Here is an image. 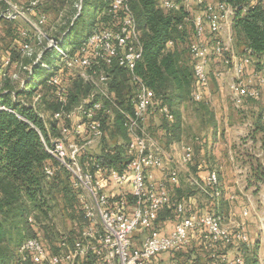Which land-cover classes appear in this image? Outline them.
Masks as SVG:
<instances>
[{"label":"built area","instance_id":"1","mask_svg":"<svg viewBox=\"0 0 264 264\" xmlns=\"http://www.w3.org/2000/svg\"><path fill=\"white\" fill-rule=\"evenodd\" d=\"M44 1L31 0L27 4H21L7 0L9 7L2 16L9 21L27 18ZM160 4L169 10L183 6L189 13L186 19L193 26L190 43L194 70L192 97L196 101H205L212 60L222 58L223 61L227 46L234 40L232 27L237 7L229 0H160ZM81 8L82 5H78V9ZM121 12L123 15H120ZM109 14L116 20V25L100 27L96 23V27L77 47L66 46L63 39L58 40L50 34L47 36L46 14L38 15L33 23V30L21 31L24 39L21 45L22 56L34 60L33 64H21L23 72L28 73L26 77L17 73H13L12 77L19 79L20 88L25 89L37 81L32 70L34 64L41 63L51 69L52 72L47 73L43 80L53 87L63 107L53 113L54 119L61 121L59 134H53L48 129L50 140L43 137V142L47 151L71 174L73 187L79 192V201L88 221L81 237L72 245L64 243L66 249L60 253H53L37 237L28 238L19 248L23 259H30L32 264H84L89 255H94L97 264H203L197 260L184 262L176 257L168 260L159 257L163 253L185 250L191 243L193 231L197 229L202 231V239L208 247L218 243L227 246L248 243L247 233L242 228L231 230L224 225L221 214L187 213L183 202L173 204L170 187L176 186L180 181L176 168L168 172V183L153 178L155 169L165 168L164 157L143 127L152 116L164 115L172 119L173 114L168 106L161 103L154 90L135 73L138 62L143 58L144 45L128 0H112ZM226 30L230 35L225 39ZM34 38H46L48 48L36 54L33 48ZM172 44V41L168 42L169 47ZM45 50H50L56 58L55 63L47 64L43 61ZM231 57L235 73L231 94L236 106L241 107L246 99L261 97L264 75L245 80L247 66L251 64L253 57L250 50L246 49V53L233 54ZM225 61L228 62V59ZM9 63L8 59L6 64ZM115 66L130 71L137 84L131 98L133 110L119 108L124 115V125L129 135L125 146L129 159L123 170L95 162L93 157L84 159L87 145L102 133V123L98 117L100 112L114 116L106 101L116 104V92L111 88L115 76L112 68ZM65 68L77 70H64ZM69 71L92 85L88 96L71 110L65 109L69 86L62 78V74ZM0 72L4 74L2 70ZM34 95L31 105L49 128L50 123L39 107L41 94ZM79 137L86 142L79 143ZM182 148L183 161L191 162L193 147L183 145ZM46 171L51 176L55 168L47 166ZM207 185L214 189V196L222 195L217 171L210 172ZM113 187L119 189L118 194L109 193V188ZM165 207L177 211V221L170 230L163 229L159 221L160 212ZM30 220H33L32 217ZM134 235L141 236L139 245L134 242ZM244 263V256L239 255L215 258L209 264Z\"/></svg>","mask_w":264,"mask_h":264},{"label":"trees","instance_id":"2","mask_svg":"<svg viewBox=\"0 0 264 264\" xmlns=\"http://www.w3.org/2000/svg\"><path fill=\"white\" fill-rule=\"evenodd\" d=\"M60 1L62 6L65 4L64 2H68V10L62 11L68 16L67 22L63 25L57 24L54 30H51L50 35L58 40L63 39L65 44L71 43L72 36L78 37L75 43H80V38L83 36L81 34L85 32V28L80 27L88 12L92 15L89 20H85L83 23L85 27L88 26L87 32H91L96 27V23H99L100 27L116 25V20H113L109 14L112 0H101L95 5L93 0H83L80 11L73 6L74 0ZM229 1L237 7L233 21L235 42H238L239 35H243L246 44L243 53H246V49H248L253 56L264 54V6L261 0ZM128 2L134 12L144 45L143 58L138 62L135 73L154 90L161 103L168 106L173 114L172 119L163 115L160 126L163 130V138L166 143L170 144L174 141V137L176 140L181 139L183 129L181 105L185 101L194 99L192 97L194 70L190 47L191 57H187L180 46L190 38L187 30L189 21L186 19L189 13L183 6L176 10L165 9L161 7L160 0H128ZM54 3L56 1L53 0ZM91 6H94L95 10H90ZM8 7L7 0H0V24L5 20L2 13ZM59 8L61 7H56L58 14L61 12ZM98 14L100 15L99 19L95 21ZM120 15H123V12ZM10 22L14 23L15 21ZM11 26L12 32L16 34L14 37L19 40L21 37L23 42L24 39L21 35L23 28L14 26V24ZM169 41L173 42L170 47L168 46ZM12 50V59L15 58L17 61V58L22 56L21 48L18 49L15 46ZM22 57L28 58V61L23 64H33V58ZM42 59L45 63L52 64L54 57L45 50ZM17 63L19 64V62ZM12 64L13 62H10L7 67H4L2 70L4 74L0 72V75L4 76L7 73L11 78L12 75L7 70ZM32 70L37 81L31 83L28 88L13 89L11 86L0 88V264H32L30 259L25 260L22 257L19 260L16 257L17 250L19 251L21 245L30 237L41 239L53 253H60L66 249L64 243L72 245L81 237L83 228L88 222L79 201V192L73 187L71 174L47 151L43 142V137L50 140L48 129L53 134H59L54 131L61 121L52 122L47 128L36 108L31 103L28 104L21 100L22 97L38 93V87L44 81L41 80L42 77L52 72L41 63L34 64ZM112 70H114L115 76L111 88L116 91V104L111 101H106V103L108 108H113L116 111V114L112 117L107 112H100L98 117L101 120L102 129L109 124L117 127L127 143L128 130L124 125V115L119 108L133 110L131 98L137 89V84L133 80L132 73L127 69L115 66ZM43 84L47 85L54 97L58 98L52 86L46 82ZM91 88V84L86 83L81 77L75 76L73 86H69L65 109H73L77 100L81 96L87 95ZM43 102L44 98L41 95L40 109ZM56 102L57 106L53 110H61L62 102L60 100H56ZM196 102H200L203 109L209 111L206 101ZM66 123H69L68 120ZM259 130L263 131L260 136L263 159L255 160L252 165V180L248 181V186H256L259 181H264V126L260 125V128L257 126L256 129H251L250 134L254 138L253 133H257ZM125 149V144L116 146L115 149L103 147L100 154L91 157L95 162L123 170L129 159ZM86 157L89 156L85 155L84 159ZM47 166L55 168L53 175H48ZM219 180L223 195L220 176ZM207 189L210 192L214 190L210 186ZM180 193L179 190H176V199L174 195L171 196L173 204L181 202ZM54 206L61 207L62 212L71 223L69 233L64 234L58 232L59 230L56 231L55 222L48 219L51 211L55 208ZM166 211L177 216V211L165 207L161 210L159 218H162L161 215ZM31 217L33 220H30ZM205 246L207 247L203 241L201 247ZM185 250L187 251V248ZM185 250L176 253L183 252L187 255ZM243 256L244 264H261L255 249L250 254ZM176 258L179 259L177 256ZM95 260L94 255H89L84 264H97Z\"/></svg>","mask_w":264,"mask_h":264},{"label":"crops","instance_id":"3","mask_svg":"<svg viewBox=\"0 0 264 264\" xmlns=\"http://www.w3.org/2000/svg\"><path fill=\"white\" fill-rule=\"evenodd\" d=\"M13 1L27 4L31 0ZM54 1H56L54 4L53 0L45 1L44 4L37 8L35 13L29 15L27 18H22L25 24L30 27L29 29L32 30L34 28L33 23L36 21L39 14H46L47 24L45 27H50V25L55 22L50 18V13L53 11L56 12V7H61L59 8L61 12L57 14L59 16L58 20L57 18L55 20L59 25H63L67 22L68 16L62 11L68 10V2H64L65 4L62 6L60 0ZM93 1L95 5L101 0ZM80 4L83 5V0H74L73 6L78 8ZM89 9L95 10V7L91 6ZM99 16L98 14L95 21L99 19ZM50 19L52 21H50ZM13 24L21 29H27L20 24V22L15 21ZM89 33L90 32H88L84 38H80V43H75L78 37L72 36L69 45L72 47L79 46ZM15 35L16 34L13 33L10 45L0 50V70L8 66V64H6L8 59L10 62H13L12 65L18 64V60L16 61L15 58L12 59L11 51H13L12 49L15 46H17L18 49L21 48L22 38L20 37L19 40V38L14 37ZM229 35L230 32L226 30L224 38L226 39ZM216 59L223 64L222 58ZM260 63H264V54L252 57V62L247 66L246 74L244 75L245 80H249L254 76L257 78L258 75H264V66ZM19 65H21V63ZM213 71L211 64L209 68L210 80L213 78ZM74 77L71 71L62 74V78L66 85L71 83L70 86H73ZM215 77L220 83V89L223 90L221 80H219L220 78H218V76ZM233 77L235 78V76ZM262 87L263 99L259 101L258 99L260 98L256 99L257 101H253V99L250 98L246 99L243 106L238 107L240 114H238V112H236V114H227V116H222L218 119L214 115L212 116L208 113L206 109H203L202 106H198L197 109H199V112L196 118L201 120L206 127L208 126L207 128L210 129V131H202L198 134L187 132V134H185V130L182 129L181 139L176 140V170H178L180 181L179 184L171 186L170 189L176 187V190L181 192L180 201L184 203L186 212L221 214L224 217V225L231 230L242 228L249 236L248 243L232 246L218 243L212 247L205 246L203 249L201 247V243H203V239H201L202 231L199 229L194 230L191 243L189 247H187V251L185 250L187 255L183 257L184 262L197 259L206 261L211 258L209 261L210 263L215 258L235 257L244 254L248 255L255 249L258 252L260 263L264 264V181H259L256 186H248V181L252 180V165L255 163V160L263 159V153L260 148V136L263 131L259 130L257 133H253L255 136L254 138L252 134H250L251 129H256L257 126L260 128V125L264 126V85ZM205 94H211L210 84ZM189 102H191V100L185 101L180 107L182 112V128L186 127L182 108H185ZM206 102L209 106V101ZM223 103L225 104V102ZM221 121L224 124L222 129L219 128V125L217 126ZM146 123L147 127L154 123L160 124L162 123V115L153 116ZM161 131L163 132L162 129ZM240 139L242 140L239 141ZM183 145H190L194 149L193 160L189 163L183 161ZM101 150L102 148L100 149V153ZM172 161L170 165L171 168L166 170L165 166V168L162 169L167 173L166 176L168 172L174 168L173 163L175 162L174 160ZM214 170L219 173L222 182L223 195L221 197L214 196L213 193L207 189V177L210 172ZM154 172L155 180L169 182L168 179L165 178L166 176H163L164 172L158 170ZM111 192L118 194L119 189L116 187L109 188V193Z\"/></svg>","mask_w":264,"mask_h":264},{"label":"rangeland","instance_id":"4","mask_svg":"<svg viewBox=\"0 0 264 264\" xmlns=\"http://www.w3.org/2000/svg\"><path fill=\"white\" fill-rule=\"evenodd\" d=\"M47 1V0H45ZM263 6H264V0H261ZM80 11V10H79ZM58 12L53 11L52 13H50V18L52 20H54L55 22H53L50 27H45L46 28V34L48 36V34H51V30H54V27L56 24H58V22L55 20L57 18L58 20ZM60 14V13H59ZM192 14V12H191ZM190 14V16H191ZM91 13L88 12L84 18V21L82 20V24L80 28H85V32L83 33V38L86 36V34L88 33V26L85 27V25L83 24L85 22V20H89V18L91 17ZM50 19V21H52ZM17 22H20V24H22L25 28H27L28 30L31 31V29H29L30 27L25 24V21H23V19H18ZM13 23L10 22L9 20H3L0 24V50H3V48H6L10 45V42L12 41V37H13V28L12 25ZM48 26V25H47ZM52 26V27H51ZM33 30V29H32ZM187 30L190 34V38H188L189 40H187L186 43H181L180 46L182 47L183 51L185 52V56L189 57L190 53H189V47H190V43L192 41V35H193V26L191 22H188L187 24ZM33 32V31H32ZM53 33V31H52ZM233 36L234 33L232 32ZM82 35V34H81ZM235 40V38H234ZM232 41L231 43H229V45L227 46V50L224 52V59H223V64H221V62H219L218 59H213L212 60V67H213V72L212 73V80H210L209 84H210V90H211V94L206 95V101H209V111L208 113H210L212 116L214 115L216 118H221L222 116H227V114H236V112L239 113L238 107L236 106V104L234 103L233 99L231 100V83L234 80L235 73L233 70V66L231 61L232 59V55L233 54H243V50L245 48V39L243 35H239L238 37V42ZM47 39L46 38H41V39H37L34 38V42H33V48L36 54L40 53L42 50H44L47 47ZM66 46H69V44H65ZM50 51V50H49ZM234 51V52H233ZM191 57V56H190ZM28 58L19 56L17 58L19 64H23L24 62L28 61ZM228 59V62H226L225 60ZM34 60V58L32 59V61ZM56 58H54L53 62L55 63ZM12 65L9 67V69L7 70V72L9 74H13V73H17L19 75H21L22 77H26L27 76V72H23V69L21 67V65ZM262 66H264V63H260ZM3 68V67H2ZM216 68V69H215ZM4 69V68H3ZM64 70H77V69H69V68H65ZM218 75H217V74ZM233 74V75H232ZM215 76H218V78H220L219 80H221V85L223 86V90L220 89V83L218 81V79H216ZM45 76L42 77L41 80L44 79ZM43 83H45L43 81ZM40 84L38 87V90L42 97L44 98V102L41 104V110L44 113V115H46V118L48 120L49 123L55 122L57 121V119H54L53 117V111H59V110H53V108H55V106H57V102L56 100L59 101V98L54 97V94L51 93V89L45 85V84ZM219 83V84H218ZM71 83H69V85L67 84V86H70ZM5 86H11L13 87V89H18L21 87V82L19 79H16L14 77L8 76L7 73L6 75H0V88L5 87ZM263 88V87H262ZM90 92L87 93V95L85 96H81V98H79L77 100V102L75 103L74 106H76L78 103H80L82 101V99L88 96ZM34 98L35 95L32 96H26V97H22L21 100H23V102L26 103H33L34 102ZM263 96L261 95L259 100H262ZM253 101H257L256 99H253ZM225 102V104L223 103ZM224 104V105H223ZM198 106H201L200 102H196L195 99H192L191 102H189L185 108L183 107V115L185 116V126L183 127V129L185 130V134H187V132H193V134H198L201 133L202 131H210V129H208L202 122L201 120H199L198 118V112L199 109ZM128 110V109H126ZM198 110V111H197ZM112 114H116V111L113 110ZM129 111V110H128ZM57 123V122H56ZM59 123V122H58ZM162 123L158 124V123H154L151 124L149 127H147V123L144 124V132L148 135H150L154 142L156 143L157 147L162 151L163 153V157H164V163L166 166V170L171 168V164H172V160H174L175 163H173V167L176 168V137H174V141H172V143L168 144L166 143L165 139L163 138V132L161 131V126ZM219 125V128L222 129L223 127V123L221 121V123L217 124V126ZM60 130V123L59 126L57 125V128L54 132L58 133ZM175 136V135H174ZM129 137V136H128ZM127 137V138H128ZM78 142L81 144H84L86 141L85 139L79 137L77 138ZM242 139H240L239 141H241ZM129 141V138L126 140V142ZM123 144H125V139L122 136L121 132L119 131V129L117 127L112 126L111 124L106 125L103 129H102V133L99 137H97L96 139H94V141L87 145V156L91 157V156H97L98 154H100V149L103 147L106 148H110V149H115L116 146H122ZM256 158V157H255ZM254 159V157H253ZM161 171L164 172L163 176H166L167 173H165V170L162 169H155V171ZM155 172L152 173V175L154 176ZM154 178V177H153ZM166 179H168V175L165 177ZM155 179V178H154ZM170 194L171 196L174 195L175 199H176V187H173L172 189H170ZM60 198V197H58ZM132 201V199H131ZM54 210L51 211V214L49 215L48 219H50L51 221L53 220V222H55V230L60 232V233H64L67 234L69 233L70 229H71V223L69 222V220H67V217L65 216L64 212H62L61 207L59 206H54ZM162 218H159V221L161 223V226L163 227V229L165 230H170L174 224L176 223V215H172L171 212L166 211L165 214L161 215ZM164 217V218H163ZM134 242L139 245L141 243V236L140 235H134ZM204 249V247H202ZM189 251V250H188ZM179 257L180 260L183 259V257L185 256V254L183 252L180 253H163L159 258L164 259V260H168L171 259L173 257ZM16 257L20 260V258H22L21 253L17 250L16 252ZM211 259V258H210ZM210 259H207L206 261H202L200 259H197V261H201L203 264H207L209 263ZM183 261V260H182ZM23 264V263H22Z\"/></svg>","mask_w":264,"mask_h":264}]
</instances>
